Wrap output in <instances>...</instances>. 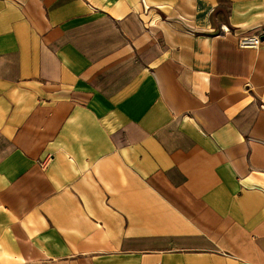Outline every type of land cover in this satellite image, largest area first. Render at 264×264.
<instances>
[{"label":"crops","instance_id":"1","mask_svg":"<svg viewBox=\"0 0 264 264\" xmlns=\"http://www.w3.org/2000/svg\"><path fill=\"white\" fill-rule=\"evenodd\" d=\"M257 27L264 0H0V264H264Z\"/></svg>","mask_w":264,"mask_h":264},{"label":"built area","instance_id":"2","mask_svg":"<svg viewBox=\"0 0 264 264\" xmlns=\"http://www.w3.org/2000/svg\"><path fill=\"white\" fill-rule=\"evenodd\" d=\"M222 31L227 32L229 28L223 27ZM264 38V27H257L249 33L240 34L238 36L239 46L242 48H259Z\"/></svg>","mask_w":264,"mask_h":264}]
</instances>
